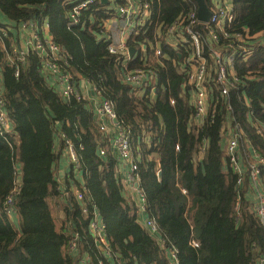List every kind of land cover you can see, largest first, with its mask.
Returning a JSON list of instances; mask_svg holds the SVG:
<instances>
[{
  "label": "trees",
  "instance_id": "obj_1",
  "mask_svg": "<svg viewBox=\"0 0 264 264\" xmlns=\"http://www.w3.org/2000/svg\"><path fill=\"white\" fill-rule=\"evenodd\" d=\"M69 1L0 0V25L47 21L52 39L66 54V69L76 80L82 76L95 84L102 98L114 102L117 120L130 131L146 212L156 222L162 243L140 224L139 206L124 194L116 158L109 151L100 154L99 148L107 142L89 100L64 99L43 74L41 58L33 52L15 76V67L7 60L15 40V33H10L0 38V87L13 123L7 138L0 135V264H79L68 251L73 232L79 233L80 250L89 255L90 264H112L89 232L94 207L117 255L116 264H172L168 251H174L176 264H255L257 254L264 253V227L247 210L245 198L236 208V176L228 167L220 139L225 113L219 112L213 122L207 120L201 127L191 123L194 110L189 91H184V77L173 61L178 51L165 43L164 31L188 8L187 2L153 0L151 18L129 39L128 44L138 49L129 68L141 66L145 53L158 69L155 89L147 87L145 94L136 95L120 78L122 57L108 50L101 26L108 17L96 9L101 4L84 11L79 24L70 26ZM205 1L211 5V0ZM234 6L238 27L264 35V0H234ZM159 41L162 53L156 59L154 48ZM260 47L243 69L259 72L246 91L256 118L264 122V46ZM232 102L237 118L264 156V133L251 126L247 109L236 96ZM59 131L78 150L87 209L84 212L69 192L63 205L66 225L61 229L52 204L62 194L55 179ZM202 146L205 152L198 160ZM70 178L75 179L74 172ZM66 188L70 190L68 182L64 192ZM12 195L20 231L5 211Z\"/></svg>",
  "mask_w": 264,
  "mask_h": 264
},
{
  "label": "built area",
  "instance_id": "obj_2",
  "mask_svg": "<svg viewBox=\"0 0 264 264\" xmlns=\"http://www.w3.org/2000/svg\"><path fill=\"white\" fill-rule=\"evenodd\" d=\"M153 0H70L69 25L75 26L81 21L84 11L96 7L108 17L102 23V31L108 43V50L112 54L122 57L120 78L130 85L136 95L145 94L147 87L157 84L158 69L154 67L148 55L141 58L143 64L129 68V61L137 56V51L130 57L129 39L137 33L151 18V4ZM189 5L166 28L163 35L165 43L178 51V59L173 60L179 74L183 75V89L189 91V101L193 107L191 123L201 127L207 120L214 121L219 112H224L221 121L220 139L230 171L236 176L237 200L236 208H240L241 200L248 201L247 210L253 213L264 227V156L252 143L247 131L232 102L236 96L246 107V115L251 126L258 134L264 133V122L256 118L252 103L246 88L250 82L258 80L259 72L243 69L245 64L258 55L260 46H264V35L253 34L248 27H238L235 23L234 0H211L210 17L208 21L200 20L198 16L197 0H183ZM49 23L40 24L36 19L9 23L3 21L0 25V38L4 39L10 33H15V40L9 50L7 60L15 67V76L20 75V65L24 64L28 55L33 52L42 61V72L56 84L64 99L75 97L77 100L86 99L81 91L80 79L76 80L66 69L67 57L62 48L54 42ZM143 50L146 45L141 43ZM137 48V47H136ZM154 58L159 59L162 53L161 42L154 48ZM160 62V61H159ZM85 79V78H84ZM96 97L89 101L90 108L107 144H111L117 153V162L129 165L126 171L129 182L136 183V189L142 197L145 208V197L139 187L137 175L138 163L130 141V131L116 118L114 102L101 97V90L87 79ZM175 103V100H171ZM110 122L113 123L115 134H111ZM13 130L3 91L0 87V135L7 138ZM64 152L73 168L81 171V160L75 144L62 132H58ZM102 156L107 153L106 146H101ZM205 147H201L198 160L202 158ZM21 177H18L19 184ZM76 187L75 198L85 207V179ZM17 186L14 194L17 193ZM59 190L65 191L64 185L59 184ZM64 190V191H63ZM68 194V193H66ZM13 195L8 197L5 211L10 218L16 215L13 205ZM93 217L89 223V232L95 245L106 258L112 260L117 256L106 236V227L97 207L93 208ZM148 232L159 236L158 226L150 217L146 219ZM80 235L73 232L69 240V253L77 259L79 264H90L89 255L79 257ZM198 246L197 241H193ZM175 261L174 251H171ZM118 260V259H116ZM116 264V263H114ZM255 264H264V253L256 256Z\"/></svg>",
  "mask_w": 264,
  "mask_h": 264
},
{
  "label": "crops",
  "instance_id": "obj_3",
  "mask_svg": "<svg viewBox=\"0 0 264 264\" xmlns=\"http://www.w3.org/2000/svg\"><path fill=\"white\" fill-rule=\"evenodd\" d=\"M49 30H45L44 33H48ZM1 76V73H0ZM79 87L81 89V91L84 93V96L87 100H92V97H96L93 89L90 87V84L87 83V81L84 78L80 79V84ZM110 126L109 127L111 129V134H115L114 132V126L113 123L110 122ZM106 148L107 151H109L111 154H113V156L116 158V164H117V175L119 177V179L122 182L123 188H124V194L126 196V198H131L133 199L137 205L139 206V216H138V220L140 222V224L145 228H146V219L148 218L147 212H146V208H144V202L142 200L141 195L139 194L138 190L136 189V183H132L129 182L128 178H127V174L126 171H128L129 169V165H127L124 162H117V153L115 151L114 148H112L111 144H106ZM55 149L56 152L58 153V160L56 163V168H55V179L58 182V184L61 185H66V183L68 182V184L70 185V190L67 192H62V194L60 196H58L56 198V201L53 200L52 204L54 205V211H55V217H56V224L57 227L59 229H61V227L65 226V213L63 211V205L66 201L67 198V194L69 195V192L75 194V190L78 183L83 182L84 179V173L83 171H73V168L64 152V149L62 147V142L61 139H59V135L58 133L56 134L55 137ZM71 172H74V176L75 179L70 178V174ZM76 180V181H75ZM66 190H68L66 188ZM12 223L14 224V227L20 231V225H19V219H18V215H14L11 218ZM60 222V223H59ZM59 223V225H58ZM66 230V227H65ZM71 232V228L68 227V233ZM156 240L161 244L162 240H161V236H156ZM79 254V257H83L85 255H88L87 253H85L84 251L79 249V253H77L75 256H77ZM168 256L170 257V261L172 264L175 263L174 258L172 257L171 251H168ZM114 264V263H112Z\"/></svg>",
  "mask_w": 264,
  "mask_h": 264
},
{
  "label": "water",
  "instance_id": "obj_4",
  "mask_svg": "<svg viewBox=\"0 0 264 264\" xmlns=\"http://www.w3.org/2000/svg\"><path fill=\"white\" fill-rule=\"evenodd\" d=\"M102 2H106L107 0H101ZM198 2V16L200 20L202 21H208L210 17V10L206 4L205 0H197ZM137 51V48L135 46L129 47V54L130 57H133ZM67 191V190H66Z\"/></svg>",
  "mask_w": 264,
  "mask_h": 264
},
{
  "label": "rangeland",
  "instance_id": "obj_5",
  "mask_svg": "<svg viewBox=\"0 0 264 264\" xmlns=\"http://www.w3.org/2000/svg\"><path fill=\"white\" fill-rule=\"evenodd\" d=\"M59 223H60V222H59ZM59 223H58V225H59ZM174 264H176V262H175Z\"/></svg>",
  "mask_w": 264,
  "mask_h": 264
},
{
  "label": "bare ground",
  "instance_id": "obj_6",
  "mask_svg": "<svg viewBox=\"0 0 264 264\" xmlns=\"http://www.w3.org/2000/svg\"><path fill=\"white\" fill-rule=\"evenodd\" d=\"M155 219V218H154Z\"/></svg>",
  "mask_w": 264,
  "mask_h": 264
}]
</instances>
